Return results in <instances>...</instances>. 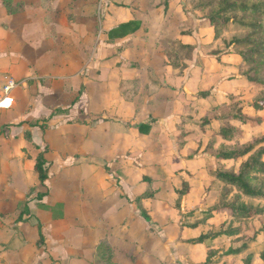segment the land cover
<instances>
[{
    "label": "crops",
    "instance_id": "1",
    "mask_svg": "<svg viewBox=\"0 0 264 264\" xmlns=\"http://www.w3.org/2000/svg\"><path fill=\"white\" fill-rule=\"evenodd\" d=\"M166 7L162 0H0V264L92 263L96 251L80 244L79 224L95 240L106 238L108 264H156L157 246L139 237L148 234L141 209L159 212L157 195L155 206L144 202L149 178L140 191L142 149L134 139L143 134L136 129L130 140L119 106L110 108L97 90L91 99L86 88L116 89L118 101L125 76L133 79L130 72L152 56L148 39L156 48L177 35L170 25L177 7L172 0ZM127 22L137 25L110 36ZM9 78L17 85L4 95ZM96 113L103 120L94 127ZM41 152L43 183L34 169ZM80 210L86 218L78 223ZM189 225L182 234L201 226Z\"/></svg>",
    "mask_w": 264,
    "mask_h": 264
},
{
    "label": "rangeland",
    "instance_id": "2",
    "mask_svg": "<svg viewBox=\"0 0 264 264\" xmlns=\"http://www.w3.org/2000/svg\"><path fill=\"white\" fill-rule=\"evenodd\" d=\"M172 1L177 7L173 9L177 10V16L170 25L173 33L179 35L172 34V37L159 40L156 48L154 40L148 39L145 49L152 56L142 58L140 71L130 72L133 79L125 76L128 87L122 88L118 101L116 89H101L96 86L99 83L86 88L87 94L92 99L97 90L110 108L119 106L126 129L132 131L130 140L136 129L143 134L134 139L135 145L142 149L139 159L142 164L138 166L140 191L147 189L146 178H149L150 186L144 192L149 199L144 202L147 208L152 207L156 203L152 202L153 194L157 195L159 204L153 206L155 210L159 208V212L141 213L138 219L141 223L148 222V234L139 237L145 244L157 246L153 252H157L159 258L154 263L264 264L261 259L264 196L245 195L212 175L214 169L237 170L247 158L217 161L215 155L221 145H241L254 137L264 136V109L250 107L264 94V53L259 55L262 52L258 48L250 54L248 50L254 43H260L244 40L264 41V32H255L249 25L231 17L237 14L255 20L257 16L250 10L231 12L225 26H213L207 16L219 0ZM162 2L166 7L168 0ZM162 10L165 13L168 6ZM173 14L170 12L169 17ZM180 35L186 36L183 43L178 38ZM243 52L249 53L255 61H246ZM150 63L155 68L143 70ZM247 74L259 77L263 82L250 81ZM96 79L94 77L93 81ZM240 107L252 116L251 123L214 120L216 115L236 113ZM96 115L99 116L93 119L94 127L103 120L101 114ZM258 116L262 118L261 124H256ZM204 119L212 122L202 126ZM229 124L238 126L242 134L229 141L223 140L217 131L219 126ZM260 147L264 148V143H260L253 153ZM260 159L264 162V154ZM153 161H159L162 166ZM250 179L264 192V173H254ZM227 203H244L252 210V215L238 216L223 208ZM78 212L75 220L84 222L86 213ZM67 218L74 220L69 215ZM194 222L201 226L182 234V228ZM79 225L82 228L80 244L90 242L96 251L90 264H103L106 253L102 248L107 245L106 238L100 235L95 240V232H86V227ZM137 225L141 226L140 223ZM200 236L202 241H193ZM49 264H63V261L51 258Z\"/></svg>",
    "mask_w": 264,
    "mask_h": 264
},
{
    "label": "trees",
    "instance_id": "3",
    "mask_svg": "<svg viewBox=\"0 0 264 264\" xmlns=\"http://www.w3.org/2000/svg\"><path fill=\"white\" fill-rule=\"evenodd\" d=\"M214 5V4H213ZM237 10H242L246 12L250 10L255 17V20H251L252 18L248 16H238L234 12ZM233 12L235 15L233 17L234 21H238L240 23H244L249 25L256 31L264 32V0H219V2L214 5L212 12H210L207 16V20L213 26L222 25L225 26L226 23L230 20V13ZM137 22H127L122 23L118 27L112 29L110 31V36L114 37H121L124 36L128 30L132 29V26H136ZM239 41V39H237ZM245 41L249 42H259L260 45L254 43V46L251 47L248 52L251 54L256 52L259 48L260 52L259 55L264 53V41L256 40V39H244ZM245 52L242 55L245 57L244 59L248 62H254L255 58L252 57L250 54ZM247 54V55H246ZM264 61V57H263ZM247 79L250 81L256 82H263L259 77H254L247 74ZM250 107L254 110H262L264 109V94L260 96L258 99H255L253 103L250 104ZM216 120H225L226 122L229 120H239L242 123H251L253 121L252 116L246 114L242 111L240 107L236 113H223L221 117L216 115ZM212 121L209 119H204L201 122L202 126L211 123ZM230 122V121H229ZM262 118L258 116L256 124H261ZM218 135L221 136L223 140H232L242 134V130L238 126L234 125H223L219 126ZM260 143H264V136L262 137H254V139L250 142L244 144H234V145H221L218 150L216 151V159L217 161H224V160H237L247 156V158L241 163L239 169L232 170V169H214L212 171V175L216 177V179L222 181L225 184L230 186H234L235 189L240 191L241 193L249 196L255 197H263L264 192L254 186L252 180L250 179L251 175L254 173H264V162L261 161L260 157L264 154V148L260 147L259 151L253 153L255 148L260 145ZM46 157L45 153L41 152L38 154L34 169L37 172L40 181L43 183L47 178V168L45 166ZM223 208H228L231 210L232 213L238 216H250L252 215V210L248 208V206L244 203L239 204H231L227 203L223 205ZM141 213L146 215L145 211L141 209ZM40 239L42 240V234L39 233ZM201 236L193 241H202ZM107 247V246H106ZM103 247L102 249L105 250L106 258L105 261L108 264V259L110 258V249L107 247ZM105 255V254H104ZM261 259L264 262V251L261 253ZM104 261V263H105ZM103 263V264H104Z\"/></svg>",
    "mask_w": 264,
    "mask_h": 264
},
{
    "label": "built area",
    "instance_id": "4",
    "mask_svg": "<svg viewBox=\"0 0 264 264\" xmlns=\"http://www.w3.org/2000/svg\"><path fill=\"white\" fill-rule=\"evenodd\" d=\"M16 85H17V83L15 82V80L12 78H9L7 81V84L3 88L4 95H7L11 89L16 87ZM0 107H1V101H0Z\"/></svg>",
    "mask_w": 264,
    "mask_h": 264
}]
</instances>
